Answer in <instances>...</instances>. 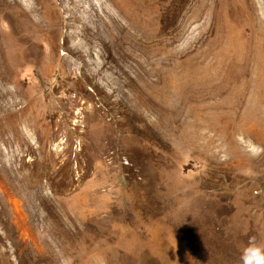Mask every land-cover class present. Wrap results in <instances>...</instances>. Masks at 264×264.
<instances>
[{"label":"rangeland","instance_id":"374dc122","mask_svg":"<svg viewBox=\"0 0 264 264\" xmlns=\"http://www.w3.org/2000/svg\"><path fill=\"white\" fill-rule=\"evenodd\" d=\"M250 241L264 0H0V264H244Z\"/></svg>","mask_w":264,"mask_h":264},{"label":"clouds","instance_id":"9594fccd","mask_svg":"<svg viewBox=\"0 0 264 264\" xmlns=\"http://www.w3.org/2000/svg\"><path fill=\"white\" fill-rule=\"evenodd\" d=\"M242 259L244 264H264V252L250 241V246L244 250Z\"/></svg>","mask_w":264,"mask_h":264},{"label":"bare ground","instance_id":"6f19581e","mask_svg":"<svg viewBox=\"0 0 264 264\" xmlns=\"http://www.w3.org/2000/svg\"><path fill=\"white\" fill-rule=\"evenodd\" d=\"M16 30L18 31L16 35H19L18 38H16V41L23 42V41H29L30 40V37L25 34V32H28V30L22 29V27L19 26L18 21H17Z\"/></svg>","mask_w":264,"mask_h":264}]
</instances>
